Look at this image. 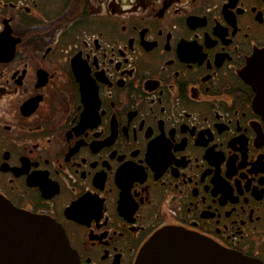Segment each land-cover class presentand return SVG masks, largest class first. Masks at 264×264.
<instances>
[{"label": "flooded vegetation", "instance_id": "af4514ba", "mask_svg": "<svg viewBox=\"0 0 264 264\" xmlns=\"http://www.w3.org/2000/svg\"><path fill=\"white\" fill-rule=\"evenodd\" d=\"M264 0H0V195L78 264L165 226L264 262Z\"/></svg>", "mask_w": 264, "mask_h": 264}, {"label": "water", "instance_id": "95a60500", "mask_svg": "<svg viewBox=\"0 0 264 264\" xmlns=\"http://www.w3.org/2000/svg\"><path fill=\"white\" fill-rule=\"evenodd\" d=\"M257 105L264 114V82ZM0 264H78L63 226L54 218L16 207L0 195ZM134 264H264L178 226L157 230Z\"/></svg>", "mask_w": 264, "mask_h": 264}]
</instances>
